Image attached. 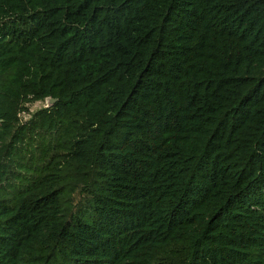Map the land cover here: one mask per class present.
<instances>
[{"label": "trees", "instance_id": "obj_1", "mask_svg": "<svg viewBox=\"0 0 264 264\" xmlns=\"http://www.w3.org/2000/svg\"><path fill=\"white\" fill-rule=\"evenodd\" d=\"M0 264H264V0H0Z\"/></svg>", "mask_w": 264, "mask_h": 264}, {"label": "rangeland", "instance_id": "obj_2", "mask_svg": "<svg viewBox=\"0 0 264 264\" xmlns=\"http://www.w3.org/2000/svg\"><path fill=\"white\" fill-rule=\"evenodd\" d=\"M46 106H47V101H39V102H32L26 104L24 108L27 110L20 112L19 118L22 122H25L30 118L31 114ZM79 199H80V195H77V192H75L72 195L71 202L73 203V200L75 202V200L78 201Z\"/></svg>", "mask_w": 264, "mask_h": 264}, {"label": "water", "instance_id": "obj_3", "mask_svg": "<svg viewBox=\"0 0 264 264\" xmlns=\"http://www.w3.org/2000/svg\"><path fill=\"white\" fill-rule=\"evenodd\" d=\"M46 101H47V106L46 107H50V106H52L54 104V102L56 100L52 99V98H47Z\"/></svg>", "mask_w": 264, "mask_h": 264}]
</instances>
